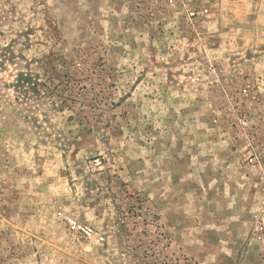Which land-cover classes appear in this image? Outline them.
Instances as JSON below:
<instances>
[{
    "label": "rangeland",
    "instance_id": "obj_1",
    "mask_svg": "<svg viewBox=\"0 0 264 264\" xmlns=\"http://www.w3.org/2000/svg\"><path fill=\"white\" fill-rule=\"evenodd\" d=\"M0 264H264V0H0Z\"/></svg>",
    "mask_w": 264,
    "mask_h": 264
},
{
    "label": "built area",
    "instance_id": "obj_2",
    "mask_svg": "<svg viewBox=\"0 0 264 264\" xmlns=\"http://www.w3.org/2000/svg\"><path fill=\"white\" fill-rule=\"evenodd\" d=\"M68 222L71 225V227H73L77 231L83 233L87 237L95 236L98 238L99 241L105 240V236L103 234L97 233V231L94 229V227H92L89 224L80 222L74 217H68Z\"/></svg>",
    "mask_w": 264,
    "mask_h": 264
},
{
    "label": "trees",
    "instance_id": "obj_3",
    "mask_svg": "<svg viewBox=\"0 0 264 264\" xmlns=\"http://www.w3.org/2000/svg\"><path fill=\"white\" fill-rule=\"evenodd\" d=\"M25 78H26V79H25ZM25 78L22 77V80H21L22 83H23L25 80L28 79L27 77H25ZM35 88H37V87H35Z\"/></svg>",
    "mask_w": 264,
    "mask_h": 264
}]
</instances>
